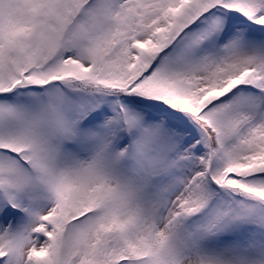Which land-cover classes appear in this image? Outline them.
Returning <instances> with one entry per match:
<instances>
[{
    "label": "snow or ice",
    "instance_id": "6c2138e0",
    "mask_svg": "<svg viewBox=\"0 0 264 264\" xmlns=\"http://www.w3.org/2000/svg\"><path fill=\"white\" fill-rule=\"evenodd\" d=\"M0 264H264V0H0Z\"/></svg>",
    "mask_w": 264,
    "mask_h": 264
}]
</instances>
